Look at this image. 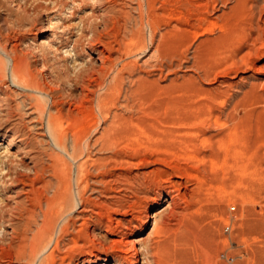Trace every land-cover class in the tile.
<instances>
[{
  "label": "rangeland",
  "instance_id": "1",
  "mask_svg": "<svg viewBox=\"0 0 264 264\" xmlns=\"http://www.w3.org/2000/svg\"><path fill=\"white\" fill-rule=\"evenodd\" d=\"M107 1L0 0V215L8 218L16 205L29 203L21 186L3 187L5 165H19L21 157L29 165L27 150L47 165L48 155L58 154L70 178V207L55 228L54 239L62 241L56 264L60 257L62 264H264V11L257 14L259 29L250 32L242 18L221 17L232 3L207 11L209 0H189L186 10L183 0H173L154 36L143 28L141 53L119 55L107 78L106 85L124 77L129 106L122 107L125 100L114 106L123 118L113 139L100 149L93 125L74 112L76 123L66 117L63 129L86 135L76 146L70 136L64 139L67 155L54 149L45 125V114L55 113L51 98L12 77L9 54L25 53L29 64L19 75L27 78L29 69L40 80L49 78L59 91L45 89L55 100L78 95L63 72L99 63L86 38L74 44L92 23L102 30L97 16ZM125 3L120 22L126 14L139 21L136 5ZM131 20L126 34L136 28ZM84 34L90 37L88 30ZM247 35L259 36L255 49ZM158 43L162 57L152 58ZM35 103L45 109L42 124ZM57 105L67 113V105ZM94 120L104 128L111 118L103 123L94 114ZM13 126L22 129L28 148L17 142ZM158 208L163 212L149 218ZM24 221L18 216L14 225ZM10 232L0 221V237L5 233L8 240ZM126 235L135 239L136 255L120 243ZM93 254L100 258L88 261ZM13 261L0 264H30Z\"/></svg>",
  "mask_w": 264,
  "mask_h": 264
},
{
  "label": "bare ground",
  "instance_id": "2",
  "mask_svg": "<svg viewBox=\"0 0 264 264\" xmlns=\"http://www.w3.org/2000/svg\"><path fill=\"white\" fill-rule=\"evenodd\" d=\"M120 1H123L121 6L118 3V0H108L107 2L109 3V6L105 9H102L103 13L97 16V19L99 18V24L102 25L101 31L97 30L95 27L97 22L92 23L88 28L82 29V31L80 30L82 37L75 41L74 48L80 44V39L83 37L86 38V48L91 53L95 52L96 59L99 61V63L97 65L87 64L72 75L67 71L63 72V76L68 79L71 87L77 86L79 89V93L76 96L68 94L66 101H64V98L62 97L63 95L59 96V100H55L56 97L54 98V93H52V95L47 94L45 88H49L51 92L57 90V87L55 88L53 86V88L49 85V83H52L49 78L40 80L28 69L29 73L27 78L22 79V76L19 75V71L22 66H28L29 64L26 59V54L23 53L18 55L15 49L10 51L9 59L11 61L10 71L12 77L18 81H24L31 91L42 95L46 94L51 98V104L55 108V113L45 114L46 118H44L45 109L40 105V103H35L34 107L39 112L38 122L42 124V120L45 119V125L47 127V132L50 135L52 146H55L54 149H57L67 155V144L64 143V139L66 140L68 139V136H70L71 141L74 143V146H76L78 142L86 135V130H75L73 133L68 134V132L63 129L62 122L66 119V117L76 123V120L72 118L74 117V112L80 114L84 120L90 122L93 125L94 130L91 132L96 135L99 134L98 137L95 138V143L99 144L100 149L107 147L110 143L109 141L113 139L112 136L115 134L116 126L118 125L117 122L123 118V115H119L114 112V106L123 104L121 101L124 100L126 103L124 102L122 107L127 109L129 106L128 98L123 90L124 77H122V75L113 77L112 81L106 85L105 83H107V78L109 74L115 70V68L117 70V66L121 62L119 55L125 54L126 56H130L141 53L146 44L142 34L144 31L143 28L151 29V32L154 36V34L157 32V26L163 22L162 19L165 18L167 11L171 9L170 7H172V4L174 5L173 0ZM125 2L136 5V7H133L132 9L137 11L139 19V21L132 19L136 25V28L132 29L127 34V28H129L127 27V24L131 20L130 17H128L126 14L123 17V23L120 22L122 18L120 17V14L125 12L123 11V6L126 4ZM219 4L224 7H227L231 4L230 7L228 6V11L221 15V17L226 16L225 18L227 22H232V20H235L236 18H242L246 26L250 27V32L253 28H256L257 30L259 29L260 26L257 23V14H261L264 11V0H209L206 2L205 9L207 11H214L216 6ZM182 5V7L188 10L192 6V1L187 0L185 3L183 0ZM117 7H120L122 10L117 9ZM171 11L172 9L170 12ZM168 16L170 15L168 14ZM166 21L167 25H170L172 19L169 17ZM109 24H111V28L110 30H107ZM86 30H88L90 33V37H86V34H84ZM163 36L164 35H161V37ZM105 37L109 38V40H103ZM164 38L166 37L164 36ZM248 38H250V43L252 48H254L259 36L251 37L247 35V39ZM154 49V52L150 53L151 57L157 59L162 57V50L160 49L159 43ZM249 54H251V51ZM168 58H170V56ZM42 59L44 60V58ZM148 63L150 64L151 62ZM123 68H126V64L122 65L120 71ZM55 72L57 71L55 70ZM57 73L58 77L60 78L59 80H61L62 75L60 76V73ZM129 92L134 91L131 89ZM25 97L26 100L29 99L27 95ZM57 104L59 106H63L64 104L67 105V113L64 114L61 108H56L55 105ZM94 114H97L103 123L108 121L109 118H111V120L106 127L102 128V126L96 124V121L94 120ZM101 128L102 131L100 132L99 130ZM12 130L13 136L17 137V142L21 143L22 147L28 148V141H26L23 137L21 138V136H23L22 129L20 127L13 126ZM25 154L28 156L25 158H27V164L29 165H25L24 162H26V159L21 157L19 159V165L10 166L11 164H6L5 172L2 176L3 187L5 189L13 190L18 186H21L23 194L26 195L27 201L29 203L25 207L15 204L16 206H13L14 209L11 211V214L8 216V218H5L6 215L4 213H1L0 215V221L5 220V222H7L11 227L8 240H5V233H3L0 237V262H11L14 259H17L24 262H29L30 264H56V256L54 253L59 252L62 241L60 239H54L56 231L55 228L56 225H58L57 223L59 218L63 217L70 207V178L67 174H65L62 167L59 166L62 161L60 160L58 154L48 155L49 160L52 162L49 165L45 164L42 157L36 155V153L32 154L27 150ZM48 177L50 179H47ZM86 188L87 185L83 187V191H85ZM16 194L17 193H15V195ZM169 199L170 201L168 202H171L172 198ZM81 200H83V195L81 196ZM83 205L84 206H82V209L84 210L86 207L85 203ZM163 210V208L155 209L150 215H148V217L154 218L155 216H158L160 213H162ZM18 216H24L25 220L23 225L19 227L14 225V219H16ZM69 222L71 221L69 220ZM56 229H58V227ZM61 231L62 234L65 235L67 232V226L62 228ZM74 240L72 239V242L75 245L76 241ZM120 241L113 240L111 242L113 244L120 242L126 246H131L133 248L134 255H136V249L133 247L135 239L132 237V235H126L125 238ZM48 247L51 248L50 253L48 252L49 254L46 257H43V254L46 250H48ZM72 248H74V246ZM99 258L100 256L98 254H93L92 257H90V260H87L94 262ZM59 259L61 261L59 264H62L64 257H60ZM102 260L103 262L106 261L105 258ZM136 263L137 262L135 261V264Z\"/></svg>",
  "mask_w": 264,
  "mask_h": 264
}]
</instances>
